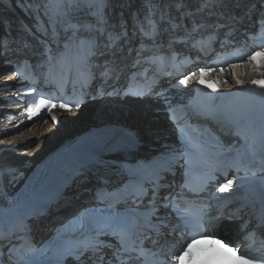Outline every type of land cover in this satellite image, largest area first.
<instances>
[{
	"label": "snow or ice",
	"instance_id": "6c2138e0",
	"mask_svg": "<svg viewBox=\"0 0 264 264\" xmlns=\"http://www.w3.org/2000/svg\"><path fill=\"white\" fill-rule=\"evenodd\" d=\"M178 2L183 7L185 0ZM226 2L227 0H203L205 4L211 3L212 11L221 16H227L224 9ZM98 3L107 6L106 0H40L43 13L48 17L47 22L52 26L53 35L64 41L63 50L59 43L55 52L51 48L47 50V62H64L71 55L72 60L64 63L63 71L69 77L73 73H87L88 78L81 82L82 95L83 88H90L91 82L96 79L94 69L100 67L93 60L97 55L107 54L106 51H101V47L105 50L111 47L112 55H115V49L128 41L126 23L112 25L105 14L96 8ZM148 3L151 4L152 0H148ZM259 3L264 5V0H259ZM39 12L40 7L37 8V17ZM184 15L191 16L194 13L189 11ZM89 16H94L95 19L89 20ZM39 22L37 18L36 23ZM203 27V24L194 21L193 29L185 32L183 42L194 41ZM33 28L35 24L26 30L32 33ZM57 28L61 31L57 32ZM259 28L264 36V13L261 14ZM35 30L39 31L38 28ZM138 31L141 37L140 47L130 51H136L137 65L151 64L155 56L145 58V44L150 43L154 48L163 47L160 25L154 18H146L140 22ZM175 43L176 40H170L169 47ZM5 46L0 43V47ZM257 57L260 59L257 60ZM228 69L230 73L224 67L218 71L215 68L200 67L198 71L183 74L176 83H170L168 88L158 92L149 89L138 93L114 88L107 93L125 97L146 96L162 103L169 120L175 126V141L165 140L161 144V151L153 156L135 157L134 153L141 143L139 134L128 128L111 127L94 138L83 141L75 150L73 158L58 167L53 180L47 184L33 187L22 198L11 203L0 196L4 224V227H0V264H142V258L149 254L154 258L153 264H264V256L238 255L240 252L246 253V249L230 247L235 242L233 240H229L228 244L220 240L229 251V255L221 258L200 256L194 250L202 240H214L219 233L203 229L205 219L211 212L204 205L194 214L189 208L190 201L185 199V189L199 196L210 182L217 181V173L223 175L233 168L238 173L241 167L256 166L257 163L264 186V117L261 118L259 128L261 149L257 162L244 152H238L234 156L231 148L225 149L220 139V135H223L222 126L248 121L250 117L246 113L230 106H216L217 97L213 98L206 110H201L191 100L184 103L183 98L176 99L171 93V89L187 91L190 82L204 85L214 93L221 88H231L229 74L236 86H243L248 82L264 90V48L252 51L241 63L229 64ZM113 71L111 62H106L99 74L104 83L108 82ZM15 75L14 71L13 76L7 78L13 79ZM26 87L28 92L21 96V100L25 96L36 94V87ZM97 92L101 96L106 94L102 88ZM85 102L86 98L65 102L63 97L45 98L41 94L27 107V116L31 120L43 118L47 114L56 123L58 117L55 109L74 115ZM178 112L183 113V121L187 125L177 117ZM186 126L191 128V132H186ZM230 134L235 135L237 144L241 142L239 132ZM5 143L14 145L16 141L7 140ZM245 144L247 145L246 140ZM198 167L203 173L202 185L199 189H192L190 184L194 170ZM178 175L182 179L179 185L176 183ZM76 179H80L82 184H92L90 189H85L90 199L75 216L61 224L47 242L38 241L32 234V222L46 216L53 205H58L63 198V190L69 186L68 181ZM245 179L246 177L237 175L235 179L219 183L212 193L213 197L216 193L239 191ZM177 188L179 191H176ZM217 199L223 200L225 197ZM160 209H171L183 223L184 231L180 236L182 243L171 260L167 259L165 253V259L160 261L156 251L144 247V241L151 239L150 232L157 236V239H152L153 248L159 244L160 238L176 236L179 225L169 228L165 224L162 233L153 223L154 219L159 220ZM256 219L257 228L264 235V200L261 201ZM247 225L248 222L244 227ZM160 252H163L162 248Z\"/></svg>",
	"mask_w": 264,
	"mask_h": 264
},
{
	"label": "bare ground",
	"instance_id": "6f19581e",
	"mask_svg": "<svg viewBox=\"0 0 264 264\" xmlns=\"http://www.w3.org/2000/svg\"><path fill=\"white\" fill-rule=\"evenodd\" d=\"M127 2L124 0H106V4L113 7L111 15L115 25L125 23L128 12L120 14L119 8L121 4L125 5ZM102 6H104L103 3H98L96 8L101 9ZM38 7H40V12L37 17ZM37 18L39 23H36ZM88 19L94 20V16H89ZM47 21L48 17L43 13L40 0H0V24H2L0 28L7 23L14 24L12 34L0 35L4 41L11 40L16 32L28 35L26 28H32L34 24V32L45 35L47 38H60L53 35L52 26ZM36 28L39 31H36ZM45 29H47V33H45ZM60 31L61 29L57 28V32ZM1 70H7V67H4L2 63H0ZM228 76L230 77V74ZM3 86L4 83L0 81V91ZM2 103L0 96V136L5 132L14 133V136L0 140V196H3L9 203L17 200L23 193L30 191L31 186L35 183L40 184L44 181L53 180L55 176V171L52 170L53 153L70 142H83L98 129L99 124L104 122L103 120L107 119L105 116L107 111L101 112L104 104L99 101L89 103L77 110L74 115L70 113L61 115L55 112L58 117L56 123H53L49 117V121L45 124L40 123L34 127L26 126L18 131V125L4 115ZM106 104L110 103L107 102ZM154 110V106L146 103L129 104L127 114L131 115L129 120L133 124L139 122L148 127L154 124L159 129L164 126V122L160 116L154 114ZM13 139L16 141L14 145L5 143V141ZM75 196H81V193L70 194L67 202L71 204L79 202L80 200L75 201Z\"/></svg>",
	"mask_w": 264,
	"mask_h": 264
},
{
	"label": "water",
	"instance_id": "95a60500",
	"mask_svg": "<svg viewBox=\"0 0 264 264\" xmlns=\"http://www.w3.org/2000/svg\"><path fill=\"white\" fill-rule=\"evenodd\" d=\"M128 101L124 102L122 104H119L117 106H112L114 108H111V112H108L105 114L106 120H103L104 122L100 123L99 126H103V124H123L132 128L138 129H148V130H154L156 128V125H152L149 127L148 126H143L141 123L140 126L139 123H132L131 120L128 119V114H127V108H128ZM154 114L160 116V109L158 108L157 111L154 110ZM146 115V114H145ZM211 191V189H209ZM251 227H253V223L251 224Z\"/></svg>",
	"mask_w": 264,
	"mask_h": 264
},
{
	"label": "rangeland",
	"instance_id": "374dc122",
	"mask_svg": "<svg viewBox=\"0 0 264 264\" xmlns=\"http://www.w3.org/2000/svg\"><path fill=\"white\" fill-rule=\"evenodd\" d=\"M0 63H1V61H0ZM0 75H1V74H0ZM105 111H106V110H105V107H103L101 112H104V113H105ZM130 116H131V115H130ZM130 116H128V119H129ZM103 117H104V116H103ZM136 121H137V119H136ZM138 123H139V122H138ZM140 125H141V124L139 123V126H140ZM5 133H7V132H5ZM12 136H14V134L10 133V134L6 135L5 137L8 138V137H12ZM3 139H5V138L0 137V140H3Z\"/></svg>",
	"mask_w": 264,
	"mask_h": 264
}]
</instances>
